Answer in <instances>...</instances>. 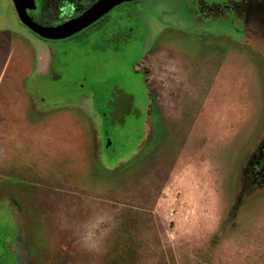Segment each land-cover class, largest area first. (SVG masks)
<instances>
[{
	"label": "rangeland",
	"instance_id": "obj_1",
	"mask_svg": "<svg viewBox=\"0 0 264 264\" xmlns=\"http://www.w3.org/2000/svg\"><path fill=\"white\" fill-rule=\"evenodd\" d=\"M247 6L132 0L53 40L0 0V264H264V190L240 195L264 122Z\"/></svg>",
	"mask_w": 264,
	"mask_h": 264
},
{
	"label": "flooded vegetation",
	"instance_id": "obj_2",
	"mask_svg": "<svg viewBox=\"0 0 264 264\" xmlns=\"http://www.w3.org/2000/svg\"><path fill=\"white\" fill-rule=\"evenodd\" d=\"M96 0H35L36 8H29V14L45 25H56L67 19L78 16ZM247 10L264 8V0H245ZM245 30L252 31L253 25L244 18ZM95 24V23H94ZM252 26V27H251ZM251 27V29H249ZM239 172L240 195L245 193L258 194L264 190V122L260 131L252 140Z\"/></svg>",
	"mask_w": 264,
	"mask_h": 264
},
{
	"label": "water",
	"instance_id": "obj_3",
	"mask_svg": "<svg viewBox=\"0 0 264 264\" xmlns=\"http://www.w3.org/2000/svg\"><path fill=\"white\" fill-rule=\"evenodd\" d=\"M132 0H96L78 16L56 25H45L36 21L28 12L36 8L35 0H12L20 21L31 31L45 39H64L90 26L115 6Z\"/></svg>",
	"mask_w": 264,
	"mask_h": 264
},
{
	"label": "crops",
	"instance_id": "obj_4",
	"mask_svg": "<svg viewBox=\"0 0 264 264\" xmlns=\"http://www.w3.org/2000/svg\"><path fill=\"white\" fill-rule=\"evenodd\" d=\"M44 57H47V56H43V54H40V56H39V61L40 60H44L45 58ZM49 57V56H48ZM51 58H49V60H50ZM50 62V61H49ZM44 65L43 64H41V67H43Z\"/></svg>",
	"mask_w": 264,
	"mask_h": 264
}]
</instances>
